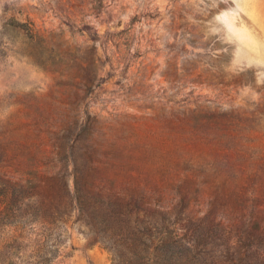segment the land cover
<instances>
[{
	"label": "rangeland",
	"instance_id": "374dc122",
	"mask_svg": "<svg viewBox=\"0 0 264 264\" xmlns=\"http://www.w3.org/2000/svg\"><path fill=\"white\" fill-rule=\"evenodd\" d=\"M68 137L155 168L177 152L264 202V0H0V166L59 171ZM28 191L2 204L0 264H114L68 202L36 212Z\"/></svg>",
	"mask_w": 264,
	"mask_h": 264
},
{
	"label": "trees",
	"instance_id": "16d2710c",
	"mask_svg": "<svg viewBox=\"0 0 264 264\" xmlns=\"http://www.w3.org/2000/svg\"><path fill=\"white\" fill-rule=\"evenodd\" d=\"M79 139L63 142L59 171L21 178L0 166V215L3 203L31 190L36 212L49 210L50 197L68 202L112 251L114 264H264V202L249 192V204L242 181L211 182L194 170L182 175L177 152L162 153L155 168L148 163L157 152L90 151L78 147Z\"/></svg>",
	"mask_w": 264,
	"mask_h": 264
}]
</instances>
